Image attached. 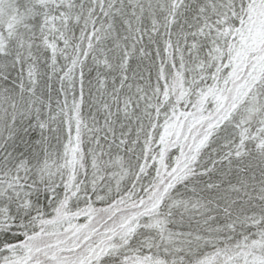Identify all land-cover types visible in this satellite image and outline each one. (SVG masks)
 Segmentation results:
<instances>
[{
	"label": "snow or ice",
	"instance_id": "1",
	"mask_svg": "<svg viewBox=\"0 0 264 264\" xmlns=\"http://www.w3.org/2000/svg\"><path fill=\"white\" fill-rule=\"evenodd\" d=\"M0 264H264V0H0Z\"/></svg>",
	"mask_w": 264,
	"mask_h": 264
}]
</instances>
